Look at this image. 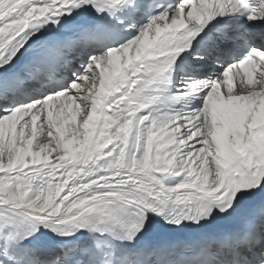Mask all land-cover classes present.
Segmentation results:
<instances>
[{
  "label": "snow or ice",
  "instance_id": "snow-or-ice-1",
  "mask_svg": "<svg viewBox=\"0 0 264 264\" xmlns=\"http://www.w3.org/2000/svg\"><path fill=\"white\" fill-rule=\"evenodd\" d=\"M0 264H264V0H0Z\"/></svg>",
  "mask_w": 264,
  "mask_h": 264
},
{
  "label": "bare ground",
  "instance_id": "bare-ground-1",
  "mask_svg": "<svg viewBox=\"0 0 264 264\" xmlns=\"http://www.w3.org/2000/svg\"><path fill=\"white\" fill-rule=\"evenodd\" d=\"M131 54L134 55V50H133V53H131ZM234 71H235V70H234ZM240 78H241L240 76H234V80L237 81V82L240 80Z\"/></svg>",
  "mask_w": 264,
  "mask_h": 264
}]
</instances>
